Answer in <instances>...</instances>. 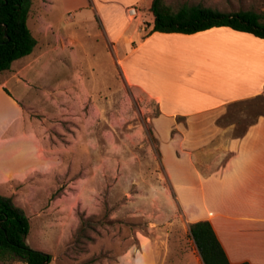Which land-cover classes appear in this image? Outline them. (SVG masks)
I'll use <instances>...</instances> for the list:
<instances>
[{"label": "crops", "instance_id": "crops-1", "mask_svg": "<svg viewBox=\"0 0 264 264\" xmlns=\"http://www.w3.org/2000/svg\"><path fill=\"white\" fill-rule=\"evenodd\" d=\"M153 1L51 0L46 8L43 0H33L28 26L37 45L0 74V195L13 198L32 221L28 204L37 198L38 185L52 183L59 164L52 132L42 127L50 124L52 105H63L67 114L69 103H80L88 89L80 78L91 72L97 80L99 57H115L126 86L158 110L152 120L164 163L168 146L174 160L186 166L181 174L167 171L190 224L209 221L232 264H264V114L239 137L233 124H218L232 105L264 95V39L227 27L193 35L151 33ZM130 7L139 11L134 20ZM201 37H218L209 43L216 60L206 68L182 67L174 53L173 60L160 54L154 60L155 44ZM167 46L157 50L176 51ZM150 72L168 84L151 86ZM194 79L196 85L187 83ZM180 89L195 96L181 98ZM174 131L187 140L172 139ZM177 150L185 154L180 157ZM119 264L161 262L152 244L140 242Z\"/></svg>", "mask_w": 264, "mask_h": 264}, {"label": "rangeland", "instance_id": "rangeland-1", "mask_svg": "<svg viewBox=\"0 0 264 264\" xmlns=\"http://www.w3.org/2000/svg\"><path fill=\"white\" fill-rule=\"evenodd\" d=\"M166 3L174 11L184 5L202 6L227 13L255 11L264 18V0ZM148 25L146 20V29ZM215 39L218 37L155 44L154 60L159 54L173 60L174 53L173 61L182 67L206 68L216 60L211 53L214 48L209 47ZM167 45L176 51L157 50ZM99 60L94 73L97 80L91 72L80 78L88 86L84 99L70 102L67 114L63 105L53 104L50 124L42 125L52 132L50 143L59 164L52 183L38 185L37 198L28 204L33 212L28 245L52 255L53 264H119L126 252L140 249V242L154 246L161 264H204L167 171L181 174L186 166L174 160L168 146H164V163L152 120L158 114L156 106L126 86L115 57L109 56L107 61L102 54ZM146 79L155 88L168 84L152 72ZM187 83L196 85L197 80ZM178 94L185 99L195 96L189 89H180ZM263 114L264 95L232 105L218 124H233L234 136L239 137ZM37 118L43 120L40 114ZM177 134L174 131L171 138L182 142L188 138ZM198 138L204 141L205 136ZM176 153L185 154L182 150ZM179 180L184 184V179Z\"/></svg>", "mask_w": 264, "mask_h": 264}, {"label": "trees", "instance_id": "trees-1", "mask_svg": "<svg viewBox=\"0 0 264 264\" xmlns=\"http://www.w3.org/2000/svg\"><path fill=\"white\" fill-rule=\"evenodd\" d=\"M32 3L33 0H0V74L10 70L15 61L31 55L37 45L28 26ZM150 11L154 17L151 33L193 35L227 27L264 39V18L255 11L227 13L189 5L174 11L166 0H154ZM30 230L26 211L13 198L0 195L1 263L52 264V255L28 245ZM190 235L204 264H232L209 221L190 224Z\"/></svg>", "mask_w": 264, "mask_h": 264}, {"label": "built area", "instance_id": "built-area-1", "mask_svg": "<svg viewBox=\"0 0 264 264\" xmlns=\"http://www.w3.org/2000/svg\"><path fill=\"white\" fill-rule=\"evenodd\" d=\"M43 4L46 8H49L52 5V2H51V0H43ZM128 14H129V17L132 20H134L138 17L139 11H138L137 7H130L128 9Z\"/></svg>", "mask_w": 264, "mask_h": 264}]
</instances>
